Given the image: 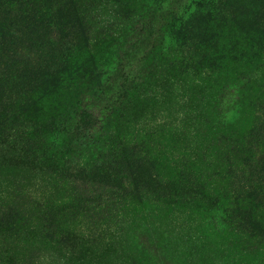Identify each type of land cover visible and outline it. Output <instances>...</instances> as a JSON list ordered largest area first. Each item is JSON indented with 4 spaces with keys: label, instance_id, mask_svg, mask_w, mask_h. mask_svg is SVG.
I'll use <instances>...</instances> for the list:
<instances>
[{
    "label": "rangeland",
    "instance_id": "374dc122",
    "mask_svg": "<svg viewBox=\"0 0 264 264\" xmlns=\"http://www.w3.org/2000/svg\"><path fill=\"white\" fill-rule=\"evenodd\" d=\"M18 1L21 26L36 16ZM90 1L97 11L69 27L84 47L71 59L88 58L87 68L51 83L37 76L26 88L13 80L20 39L10 31L0 41V146L15 149L0 160V203H11L14 187L26 194L17 204L41 216L0 221V264H24L26 249L45 237L70 264H264V207L242 209L231 198L237 184L264 181V129L257 127L264 110H256L264 107V47L221 67L171 35L173 23L197 12L230 24L220 0ZM30 140L39 143L28 147ZM139 145L144 159L124 152L111 158L109 173L91 170ZM65 155L78 156L91 176L109 177V187L76 193L57 175ZM26 196L38 205L25 204ZM235 212L242 222H233ZM53 225L71 230L43 231ZM91 226L112 235L91 243ZM40 256L33 264L62 257Z\"/></svg>",
    "mask_w": 264,
    "mask_h": 264
},
{
    "label": "trees",
    "instance_id": "16d2710c",
    "mask_svg": "<svg viewBox=\"0 0 264 264\" xmlns=\"http://www.w3.org/2000/svg\"><path fill=\"white\" fill-rule=\"evenodd\" d=\"M220 1L227 8V12L231 19L230 24H220L216 22L209 13L197 12L191 15V19L178 21L177 25L173 23L170 30L171 35L181 46H192L193 49L200 50L202 53L205 52L207 63L218 66H221L220 64H225V62L229 60H236L239 64L245 63L249 60L254 51L256 52L258 49H261V47H264V1ZM18 3V0H0V41L11 31L17 34V39H20L21 43L19 56L23 59L21 60L22 65H18L19 70L17 73L13 74V80L29 88L34 85L35 80L33 79L37 76H40L39 81L51 83V80H57V78L65 77V74L73 72L71 68H87V65L90 63L88 58L83 59V61L77 57L71 59L72 55L77 56L79 51L83 50L84 47L78 44V38L74 36L72 30L69 31V27L70 23L72 24L75 21L81 22V19L85 21L91 12H96L98 6L95 3L90 0H25L23 5L26 8L27 14L30 15L32 11H35L32 15L36 17L32 20H24L21 26L19 25L21 23H19L18 19V14L20 13V10L17 8ZM23 14L22 12L21 16H23ZM110 21L111 20L103 19L102 23L107 24L110 23ZM192 21H194V24L198 21V27L191 28ZM248 74L249 72H246L245 66L239 72L240 77L243 79ZM261 109L264 110V107L257 105V113ZM259 116L261 120L257 123V127L261 130L264 129V117L261 115ZM260 130H258V133H261ZM30 141L32 143H28V147L32 145L37 146L39 143L33 142V140ZM20 145L21 151L25 152L26 150L27 152L28 147L23 149L24 145ZM122 149L121 153L120 150L112 152L108 163H106L107 161L102 162L91 170L97 169V173H100V170H105V172L109 173L113 165L111 164V158H119L120 156L125 157L126 155L124 152H128L130 156H137L140 159H144V152L141 150L140 145L132 146L130 149ZM12 150L13 148L9 146H0V160L12 156L15 149L13 153H11ZM16 151L18 150L16 149ZM28 153L32 152H27V154ZM261 157L262 151L259 148L254 158L259 159ZM62 160L64 161L63 169L57 172V175L64 179L67 185L70 184L68 186L72 187L76 193L88 191L90 194H94L102 191L103 188L109 187L107 184L109 177L97 179L99 176L96 174L91 176L90 174H92V171L84 169L83 162L78 156L65 155ZM115 164L119 163L116 162ZM4 169L5 168H2V171H4ZM16 172L30 174V172L21 169H16ZM116 173L120 172L116 171ZM42 175L45 176L48 174L42 173ZM120 176L119 182L123 186L130 188L132 185L128 180V176L122 173H120ZM236 187L237 188L231 192V198L237 203H243L242 209L249 208L251 210L255 206L257 208L264 207V181L261 180L258 184L250 183V186L247 183L244 187L238 186L237 184ZM248 190L254 192L255 195L250 196V194H246ZM61 191L63 192V190ZM9 193V199L12 200L11 203L6 205L0 203V221L4 220L7 223H11L19 220L22 222H30L33 218L41 220L39 211L36 213L29 210L23 204H17V202H19L18 199L24 197L26 194H23L14 187ZM80 194L81 193H79V195ZM82 197L81 194L80 198H78V196L74 198L81 201ZM28 199V196L24 198L25 204H37L36 200L29 202ZM14 201L15 203H13ZM249 213L251 214V212H248V214ZM254 214L255 212H252V217ZM237 221H243L241 213L239 212H235L233 218V222L236 223ZM42 224L45 225L46 221ZM53 226L52 228H44L43 231L48 233L55 229L57 233H61L65 230H71L67 226ZM13 229L14 226L12 227V230ZM111 235L112 234L108 232V228L106 229L105 227L97 228L91 226L88 228L87 232L88 241L91 243L108 239ZM0 251L3 253L5 252L3 250ZM45 251H50L59 257L62 256L61 260H58L60 264H70V260L66 256H63L61 246L57 245L53 240H48L46 237L45 239H41L36 245L28 247L25 253L23 252L24 255H26L24 264L35 263L42 257L40 253ZM0 257L2 258L3 256Z\"/></svg>",
    "mask_w": 264,
    "mask_h": 264
}]
</instances>
